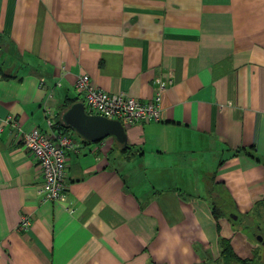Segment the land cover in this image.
<instances>
[{"label":"crops","instance_id":"0c3cea01","mask_svg":"<svg viewBox=\"0 0 264 264\" xmlns=\"http://www.w3.org/2000/svg\"><path fill=\"white\" fill-rule=\"evenodd\" d=\"M81 74L140 100L172 83L126 144L69 129L67 189L42 201L22 134L83 101ZM260 202L264 0H0V264H206L234 235L220 211Z\"/></svg>","mask_w":264,"mask_h":264},{"label":"built area","instance_id":"2783aa9c","mask_svg":"<svg viewBox=\"0 0 264 264\" xmlns=\"http://www.w3.org/2000/svg\"><path fill=\"white\" fill-rule=\"evenodd\" d=\"M172 79L159 82L156 93L148 100H140L123 92L109 93L93 84L89 75L81 74L75 80V87L83 93L85 112L119 121L123 127L132 124L159 122L162 119L160 107L161 93ZM47 131L32 128L23 132L22 145L32 155L41 175L36 194L42 201H59L67 189L69 151L78 152L82 141L69 131L59 129L51 109H45ZM29 225V218L23 215L20 228Z\"/></svg>","mask_w":264,"mask_h":264},{"label":"rangeland","instance_id":"374dc122","mask_svg":"<svg viewBox=\"0 0 264 264\" xmlns=\"http://www.w3.org/2000/svg\"><path fill=\"white\" fill-rule=\"evenodd\" d=\"M219 210V209H218ZM220 211V210H219ZM218 211V212H219ZM227 216V222L232 223L231 229L234 235H231L232 246L235 253L245 259H252L254 254L260 259L256 264H264V203H258L255 205L250 216L238 217L234 212H229L226 209L220 211V214ZM231 215H235L238 218L234 221L229 219ZM225 232V231H224ZM225 236H229L226 235ZM257 236H261V240L257 239ZM206 264H237L234 261H223L221 258L211 259Z\"/></svg>","mask_w":264,"mask_h":264},{"label":"water","instance_id":"95a60500","mask_svg":"<svg viewBox=\"0 0 264 264\" xmlns=\"http://www.w3.org/2000/svg\"><path fill=\"white\" fill-rule=\"evenodd\" d=\"M61 119L63 124L90 142H97L107 136H112L118 143L126 144V133L119 121L86 113L82 101L72 103L62 113ZM231 218L236 219V216L231 215ZM257 239L260 241L261 236H257Z\"/></svg>","mask_w":264,"mask_h":264},{"label":"trees","instance_id":"16d2710c","mask_svg":"<svg viewBox=\"0 0 264 264\" xmlns=\"http://www.w3.org/2000/svg\"><path fill=\"white\" fill-rule=\"evenodd\" d=\"M3 76H7L5 74H3ZM72 103L71 100L66 99L64 101V103L62 104V110H65L70 104ZM56 125L59 129H63L65 131H68L69 129L71 130V128H69L68 126H66L65 124H63V122L57 121ZM82 140L84 141H88L82 138ZM213 214H215V217L217 218V214H218V210H216V208H213ZM231 220H233L232 218H229ZM262 238V237H261ZM231 239L227 238V237H220L219 238V246H220V250H219V256L218 258H221L223 261H234L237 264H256V262L260 259V257H258L256 255V253L254 254L252 259H245V258H241L239 257L234 249L233 246L231 244Z\"/></svg>","mask_w":264,"mask_h":264}]
</instances>
